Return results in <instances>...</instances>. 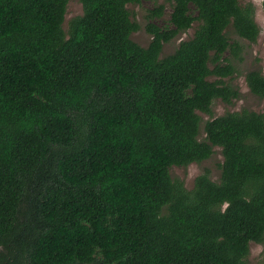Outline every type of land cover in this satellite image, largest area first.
Listing matches in <instances>:
<instances>
[{"label": "trees", "instance_id": "1", "mask_svg": "<svg viewBox=\"0 0 264 264\" xmlns=\"http://www.w3.org/2000/svg\"><path fill=\"white\" fill-rule=\"evenodd\" d=\"M80 1L66 28L69 0H0V264H250L264 243V112L212 106L240 97L225 80V55L242 59L229 28L257 42L255 5L170 0L159 26L157 4L143 47L128 8L142 0ZM246 83L264 99L262 70ZM215 147L218 181L172 177Z\"/></svg>", "mask_w": 264, "mask_h": 264}, {"label": "rangeland", "instance_id": "2", "mask_svg": "<svg viewBox=\"0 0 264 264\" xmlns=\"http://www.w3.org/2000/svg\"><path fill=\"white\" fill-rule=\"evenodd\" d=\"M244 1H251L255 5V19L261 28V33L257 42H250L246 39L240 38L233 32L232 28H229V36L231 40L238 41L242 46V59H236L229 53L225 55L230 56V59L236 66V73L231 78H225V80L239 88L240 97L234 99L231 103L224 102L221 99H215L212 106L214 116H220L227 112L238 111L244 108L257 112H264V99L252 94L246 83V74L248 71L252 69H259L264 72L263 0ZM157 4H164L165 8L163 17L156 18L155 22L159 26L166 25L169 22L172 11V2L170 0H142L139 4L128 5V8L131 11L132 19L136 20L140 25V29L132 33L131 38L143 47H147L153 38L152 34L146 30V24L148 23L147 13L149 9L153 8ZM82 12L83 8L80 0H69L65 27L67 28L68 21L72 17L81 15ZM198 25L199 23L195 22L191 28L180 32L171 41L165 43L161 52V57H165L166 55L172 53L179 46L181 41L191 38ZM211 79L214 80L215 77H212ZM199 114L203 119L200 136V138H203V125L210 116L202 112H199ZM222 162L223 155L221 147H215V151L209 159L201 163H191L188 166H172L170 173L173 178L184 181L186 187L190 188L193 186L195 178L205 170H209L210 177L213 180L218 181L221 174L220 167ZM248 261L250 264H260V262L264 261V243L251 242Z\"/></svg>", "mask_w": 264, "mask_h": 264}]
</instances>
